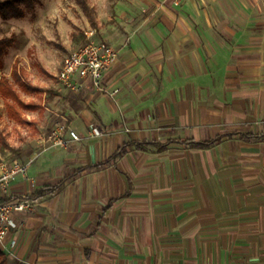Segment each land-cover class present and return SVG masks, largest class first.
<instances>
[{"label":"crops","instance_id":"1","mask_svg":"<svg viewBox=\"0 0 264 264\" xmlns=\"http://www.w3.org/2000/svg\"><path fill=\"white\" fill-rule=\"evenodd\" d=\"M125 25V47L97 37L106 90L50 103L82 141L2 199L33 201L6 264H264V0H125Z\"/></svg>","mask_w":264,"mask_h":264},{"label":"rangeland","instance_id":"2","mask_svg":"<svg viewBox=\"0 0 264 264\" xmlns=\"http://www.w3.org/2000/svg\"><path fill=\"white\" fill-rule=\"evenodd\" d=\"M34 2V10H27L21 18L5 20L0 15V39H13L0 60V75L11 78L16 69L20 78L33 89L28 93L17 86L25 102L42 104L41 110L25 113L28 120L40 121V126L37 131L18 126L8 118L4 99L0 98V165L14 160L25 162L42 148L37 143L38 138L54 128L51 118L55 110L50 103L61 95L62 90L57 74L64 58L84 44V41L74 42V32L97 30L96 38L117 37V40H123L125 47V0H88L96 21L99 26L103 25L101 29L92 25L77 0ZM46 117L48 120L42 124ZM44 156L41 155L39 160ZM13 264L18 263L14 261Z\"/></svg>","mask_w":264,"mask_h":264},{"label":"built area","instance_id":"3","mask_svg":"<svg viewBox=\"0 0 264 264\" xmlns=\"http://www.w3.org/2000/svg\"><path fill=\"white\" fill-rule=\"evenodd\" d=\"M179 4V1L175 2ZM86 40L82 46L68 54L57 74V80L65 89L74 92H82L88 85L93 89L104 92L106 90L104 80L108 70L118 61V50L103 40L96 38V30L85 33ZM117 90L110 93L117 94ZM102 135L101 130L91 126L90 137L96 138ZM81 142L82 138L72 130L67 123H57L51 132L40 136L37 140L41 145L36 155L51 148H68L71 142ZM14 160L0 165V251L10 253L17 242L10 239L12 230L17 228L14 216L19 213L32 210L33 201L26 196L4 201L9 197L11 185L19 176L28 179V168L32 163Z\"/></svg>","mask_w":264,"mask_h":264},{"label":"trees","instance_id":"4","mask_svg":"<svg viewBox=\"0 0 264 264\" xmlns=\"http://www.w3.org/2000/svg\"><path fill=\"white\" fill-rule=\"evenodd\" d=\"M35 0H5L0 1V15L3 19L7 20L10 18H21L25 15L27 10H34L35 8ZM78 4L81 5L83 11L87 13L90 17L91 23L94 27L101 29L103 25L99 26L96 21L93 10L89 5L88 0H77ZM73 40L75 43H79L86 40V36L84 32H74ZM12 38L4 37L0 39V60L6 54L8 47L12 44ZM0 79V98L4 99L5 108L7 111V116L9 119L13 120L18 126L23 128H33L35 131L38 129V122L36 120H28L25 116L26 112H36L42 109V104L39 102H25L22 99L20 92L17 90V86L22 88L24 91L30 93L33 92V89L25 83L19 76V73L16 69L12 71L11 78L7 76H1ZM220 140V137H217L214 140L206 141L200 143V146L210 147L217 143ZM129 145L121 146L114 155L106 162L101 165L109 164L111 161L116 160L117 158L123 156L127 153ZM58 186H49L44 187L36 192L38 196H45L53 193ZM9 201V200H5ZM7 255L0 251V264H6Z\"/></svg>","mask_w":264,"mask_h":264}]
</instances>
